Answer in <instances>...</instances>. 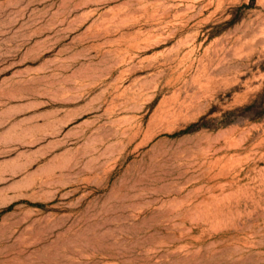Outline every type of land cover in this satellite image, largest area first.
I'll return each instance as SVG.
<instances>
[{
	"label": "rangeland",
	"instance_id": "obj_1",
	"mask_svg": "<svg viewBox=\"0 0 264 264\" xmlns=\"http://www.w3.org/2000/svg\"><path fill=\"white\" fill-rule=\"evenodd\" d=\"M0 264H264V0H0Z\"/></svg>",
	"mask_w": 264,
	"mask_h": 264
}]
</instances>
